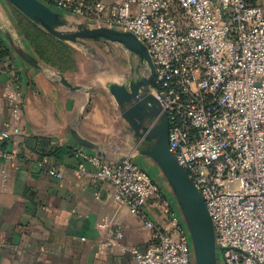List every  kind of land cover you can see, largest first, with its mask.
Wrapping results in <instances>:
<instances>
[{
    "label": "built area",
    "instance_id": "obj_1",
    "mask_svg": "<svg viewBox=\"0 0 264 264\" xmlns=\"http://www.w3.org/2000/svg\"><path fill=\"white\" fill-rule=\"evenodd\" d=\"M42 1L145 44L156 70L151 92L168 116L171 152L212 218L218 264H264L263 6L253 0ZM8 68L10 119L0 132V158L14 163L4 144L24 126V97L20 73ZM73 157L80 178L110 186L115 212L101 227L114 224L126 207L149 229L150 244L130 250L134 264H196L178 204L138 162L108 161L84 148ZM50 175L59 176L54 168Z\"/></svg>",
    "mask_w": 264,
    "mask_h": 264
},
{
    "label": "crops",
    "instance_id": "obj_2",
    "mask_svg": "<svg viewBox=\"0 0 264 264\" xmlns=\"http://www.w3.org/2000/svg\"><path fill=\"white\" fill-rule=\"evenodd\" d=\"M253 1L264 8V0ZM25 23L44 29L0 0V45L10 53L9 61L0 63V132L10 119L6 100L10 65L20 73L24 97V126L13 130L4 144L16 160L0 158V264H134L130 250L150 244L149 229L126 207L114 224L101 227L115 212L110 186L80 178L73 150L84 148L108 161L132 157L177 203L171 186L158 165L141 154L140 148L146 149L148 143L132 138L121 116L112 115L81 82L35 54ZM19 52L34 56L40 67ZM59 74L79 89L64 86ZM77 137L95 148L80 145ZM42 141L58 153L42 158L35 151ZM53 168L58 177L50 175ZM152 214L160 220L157 212ZM118 230L123 234L120 239Z\"/></svg>",
    "mask_w": 264,
    "mask_h": 264
},
{
    "label": "water",
    "instance_id": "obj_3",
    "mask_svg": "<svg viewBox=\"0 0 264 264\" xmlns=\"http://www.w3.org/2000/svg\"><path fill=\"white\" fill-rule=\"evenodd\" d=\"M32 21L42 26L54 37L67 42L78 39H107L123 44L131 52L139 55L147 64L149 73L142 81L130 85L113 83L109 85L111 94L121 107V117L129 124L131 133L148 147L140 148L142 155L151 158L161 169L174 193L177 204L190 231L196 264H218L215 243V230L206 203L188 173L181 167L170 149L169 119L160 103L151 92L155 78V66L145 46L135 35L105 27L85 29L83 24L75 32H64L60 28L67 25L63 15L50 8L42 0H6ZM19 55L32 66L39 68V61L26 52ZM61 83L72 91L78 86L59 74ZM146 120H157L158 124L148 128ZM78 143L88 148H95L86 140L76 138Z\"/></svg>",
    "mask_w": 264,
    "mask_h": 264
},
{
    "label": "rangeland",
    "instance_id": "obj_4",
    "mask_svg": "<svg viewBox=\"0 0 264 264\" xmlns=\"http://www.w3.org/2000/svg\"><path fill=\"white\" fill-rule=\"evenodd\" d=\"M64 20L67 25L60 28L64 32L78 31L80 24H83L85 29L96 28L91 22L74 17L66 16ZM24 31H32L29 24H24ZM32 32L30 35L35 37L36 34ZM49 36L50 39L40 34L36 37V42L39 50L50 58L51 64L56 65L51 67L67 74L72 81L81 82L93 94V99H102L112 115L120 117L121 107L111 94L109 85L118 83L128 86L147 77L149 69L141 57L123 44L107 39H78L76 42H67L53 35ZM120 120L125 123L124 126L131 137H136L131 133L129 124L122 117Z\"/></svg>",
    "mask_w": 264,
    "mask_h": 264
},
{
    "label": "trees",
    "instance_id": "obj_5",
    "mask_svg": "<svg viewBox=\"0 0 264 264\" xmlns=\"http://www.w3.org/2000/svg\"><path fill=\"white\" fill-rule=\"evenodd\" d=\"M60 14L62 15V12ZM29 26H30V30H32L33 32L29 31V33H25V35H26L27 39L30 41L35 53L39 56V58L42 61H44L45 63H47L49 65H53V64H51L50 58L45 53H42L39 50L40 47L38 46V42H36V37H38V35L42 34L43 36H46V37H48V39H50L51 36H49V35H51V34L47 31H45L44 29L37 27L35 24L29 25ZM30 32L35 33L36 36L33 37V35H30ZM9 54H10L9 51L5 47L0 45V62H4L7 59V57H9ZM53 66H56V65H53ZM35 151L38 154H40V156L42 158L46 157V156H52V155H55L58 153V150L56 149V147L50 146V143L45 142V141H42V143L38 144L35 147Z\"/></svg>",
    "mask_w": 264,
    "mask_h": 264
},
{
    "label": "flooded vegetation",
    "instance_id": "obj_6",
    "mask_svg": "<svg viewBox=\"0 0 264 264\" xmlns=\"http://www.w3.org/2000/svg\"><path fill=\"white\" fill-rule=\"evenodd\" d=\"M151 120H146L145 124H147L148 122H150Z\"/></svg>",
    "mask_w": 264,
    "mask_h": 264
}]
</instances>
